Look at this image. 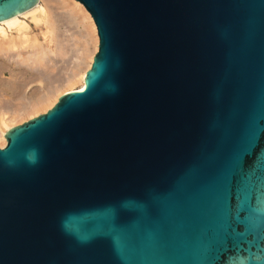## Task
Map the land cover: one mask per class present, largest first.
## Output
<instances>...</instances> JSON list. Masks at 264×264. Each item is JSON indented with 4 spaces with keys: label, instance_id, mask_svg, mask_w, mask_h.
<instances>
[{
    "label": "water",
    "instance_id": "obj_1",
    "mask_svg": "<svg viewBox=\"0 0 264 264\" xmlns=\"http://www.w3.org/2000/svg\"><path fill=\"white\" fill-rule=\"evenodd\" d=\"M76 1L98 50L5 134L0 264H264V0Z\"/></svg>",
    "mask_w": 264,
    "mask_h": 264
},
{
    "label": "bare ground",
    "instance_id": "obj_2",
    "mask_svg": "<svg viewBox=\"0 0 264 264\" xmlns=\"http://www.w3.org/2000/svg\"><path fill=\"white\" fill-rule=\"evenodd\" d=\"M39 4L0 21V76L8 70L12 77L6 89L0 87L1 147L7 130L46 112L62 94L83 89L98 50L97 26L86 6L76 0Z\"/></svg>",
    "mask_w": 264,
    "mask_h": 264
},
{
    "label": "rangeland",
    "instance_id": "obj_3",
    "mask_svg": "<svg viewBox=\"0 0 264 264\" xmlns=\"http://www.w3.org/2000/svg\"><path fill=\"white\" fill-rule=\"evenodd\" d=\"M5 75H7V76H5ZM24 77H26V76H24ZM20 79H24L23 77L21 78V77H19ZM12 79V77L10 76V73H9V71L8 70H5L4 71V74H1V76H0V87H1V89H6L7 87V85L9 84V82H10V80ZM20 79L19 80H17V81H20ZM27 79V78H26ZM22 81V80H21ZM5 83V84H4ZM37 82H33V84H35L34 86H32V88L33 87H37L36 84ZM75 86H78V85H75ZM0 89V90H1ZM31 91H33V90H31ZM20 123H22V122H20ZM6 145V144H5Z\"/></svg>",
    "mask_w": 264,
    "mask_h": 264
}]
</instances>
